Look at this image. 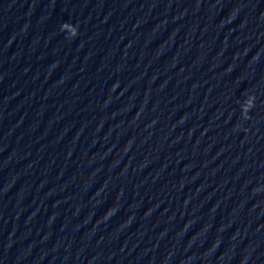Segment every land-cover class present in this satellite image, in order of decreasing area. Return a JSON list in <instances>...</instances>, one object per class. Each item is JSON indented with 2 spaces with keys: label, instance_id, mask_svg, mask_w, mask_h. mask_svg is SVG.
<instances>
[{
  "label": "clouds",
  "instance_id": "obj_1",
  "mask_svg": "<svg viewBox=\"0 0 264 264\" xmlns=\"http://www.w3.org/2000/svg\"><path fill=\"white\" fill-rule=\"evenodd\" d=\"M61 31L67 33L69 39L75 38L78 35L77 26L70 22H64L61 25ZM254 97L248 96L241 104V112L245 119H247V113L254 107Z\"/></svg>",
  "mask_w": 264,
  "mask_h": 264
}]
</instances>
